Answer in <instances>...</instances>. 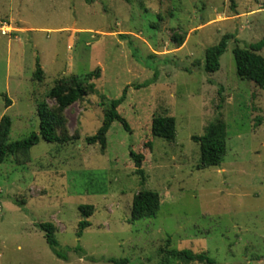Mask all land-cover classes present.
<instances>
[{
    "label": "rangeland",
    "instance_id": "obj_1",
    "mask_svg": "<svg viewBox=\"0 0 264 264\" xmlns=\"http://www.w3.org/2000/svg\"><path fill=\"white\" fill-rule=\"evenodd\" d=\"M226 34L218 71L205 73V50ZM262 38L264 0H0L8 142L38 133L37 105L55 107L47 93L58 79L98 71L93 92L63 112L77 140L40 139L28 164H0V264H181L170 250L204 253L211 264H264V90L237 76L232 54ZM124 89L117 112L130 130L114 121L87 145ZM154 116L174 118L173 141L151 135ZM217 119L226 152L217 167L198 169L191 138ZM130 150L143 155L142 177ZM141 190L158 193L159 210L131 221ZM80 205L93 210L78 238ZM37 223L55 225L59 248L72 249L65 261Z\"/></svg>",
    "mask_w": 264,
    "mask_h": 264
},
{
    "label": "trees",
    "instance_id": "obj_2",
    "mask_svg": "<svg viewBox=\"0 0 264 264\" xmlns=\"http://www.w3.org/2000/svg\"><path fill=\"white\" fill-rule=\"evenodd\" d=\"M233 38L232 35H224L218 44L207 48L204 53V61L202 63L203 70L207 74H213L219 69V57L226 48L227 40ZM181 43V42H179ZM264 48V38L255 44L247 45L243 48L235 46L232 50L235 71L237 76L242 80H248L257 87L264 90V58L259 52ZM98 71L78 77L72 75L67 78L58 79L47 93V98L55 103L54 108H49L46 103L37 105V116L39 120L38 133H32L28 137L8 142V134L11 127V120L8 116L3 115L0 118V164L8 159L16 165L23 167L30 162V149L38 144L42 139L45 142L64 145L73 140L78 139V135L70 136L65 129V119L63 112L70 106L93 92L91 81L97 77ZM34 79L39 81L42 76L39 65H36ZM126 96V89L123 90L121 96L111 100L107 111L104 114V120L97 132L86 138L87 145H93L99 142L108 132L111 124L116 121L120 123L125 131H129V125L126 120L119 115L117 108L123 103ZM6 100L5 107L9 106ZM151 135L155 138L163 139L171 142L175 138V120L168 116H154L150 127ZM226 134L225 126L219 119L207 125L204 134L200 137L193 136L191 139L197 143L199 147V165L198 169L208 167H217L222 156L226 152ZM129 158L132 160L135 172L139 176H143L144 172L141 168L143 155L132 150L129 151ZM24 202L21 201L20 205ZM160 200L156 192L141 190L132 198L130 207L131 221L152 217L159 210ZM82 220L78 222L76 236H82L83 231L90 226L88 218L92 215V206L80 205L78 207ZM35 227L43 233L46 244L51 252L61 260L67 259V253L72 251L71 248L60 249L56 239L57 229L52 223H37ZM168 256L181 264H189L193 262L211 264V260L204 253H192L188 250H170ZM113 264H126L127 260L116 261L109 260Z\"/></svg>",
    "mask_w": 264,
    "mask_h": 264
}]
</instances>
